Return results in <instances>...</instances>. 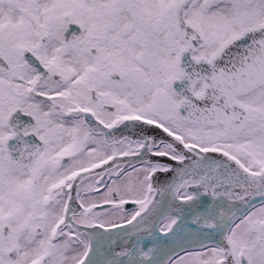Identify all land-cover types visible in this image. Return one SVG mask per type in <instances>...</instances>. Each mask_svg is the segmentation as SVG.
<instances>
[{
    "label": "snow or ice",
    "instance_id": "6c2138e0",
    "mask_svg": "<svg viewBox=\"0 0 264 264\" xmlns=\"http://www.w3.org/2000/svg\"><path fill=\"white\" fill-rule=\"evenodd\" d=\"M0 264H264V0H0Z\"/></svg>",
    "mask_w": 264,
    "mask_h": 264
}]
</instances>
